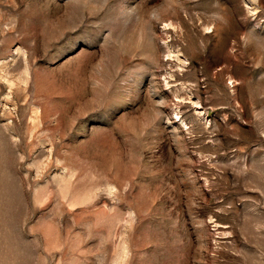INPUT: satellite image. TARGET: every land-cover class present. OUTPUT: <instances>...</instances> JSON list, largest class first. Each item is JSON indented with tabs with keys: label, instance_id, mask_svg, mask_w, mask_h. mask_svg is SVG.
<instances>
[{
	"label": "rangeland",
	"instance_id": "1",
	"mask_svg": "<svg viewBox=\"0 0 264 264\" xmlns=\"http://www.w3.org/2000/svg\"><path fill=\"white\" fill-rule=\"evenodd\" d=\"M0 264H264V0H0Z\"/></svg>",
	"mask_w": 264,
	"mask_h": 264
}]
</instances>
